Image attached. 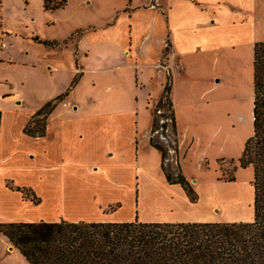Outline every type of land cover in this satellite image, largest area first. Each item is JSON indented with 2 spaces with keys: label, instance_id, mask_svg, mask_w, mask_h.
<instances>
[{
  "label": "rangeland",
  "instance_id": "374dc122",
  "mask_svg": "<svg viewBox=\"0 0 264 264\" xmlns=\"http://www.w3.org/2000/svg\"><path fill=\"white\" fill-rule=\"evenodd\" d=\"M1 1L4 23L15 29L11 35L6 33L5 38L13 44L19 58L44 61L47 48L31 38L27 39L32 32L42 39L61 43V48L48 52L49 60L59 68L55 91L60 92L69 83L76 60L83 61L79 65H83L84 70L77 73V79L83 77L82 83L71 91L68 103L62 102L54 110L49 129L55 133L57 124L65 120L71 126H81L86 131L88 143H93V138L97 137L98 145V157H94L98 159L97 165L88 167L89 159L58 163L54 166L53 185L18 174L23 185L28 183L33 188L30 189L35 190L39 203L26 199L30 203L19 212L8 207L4 213L6 218L18 215L24 221H56L62 218L166 221L184 217L198 221L202 215L210 214L214 219L226 222L253 220V170L239 166L245 143L253 134V53L249 48L220 53V60L215 58L216 53H206L204 57L198 54L190 60V77L193 76L195 81L190 93L194 100L193 114L185 106L190 87L186 82L190 78L185 77L186 72L183 78H179L173 92L181 125L179 130H175L172 108L167 102L172 100L174 69L180 72L184 69L180 62L174 69L170 66L172 51L169 41L162 43L161 48L154 47L139 56L134 52L130 56L122 45L110 40L115 36L127 41L131 34L147 31L151 20L148 9L157 5L154 0L143 5L145 8L136 10L132 9V4L129 5V0H66L63 8L53 11L45 9L43 0ZM140 1L144 0H134ZM107 22L111 23L109 29L98 32L103 34L102 37L98 35V40L93 39L91 28L101 27ZM1 33L4 34L0 29ZM107 33L111 35L105 36ZM84 49L88 54L80 57ZM206 79L214 85L207 97L209 110L202 104ZM167 85L171 86L168 93L165 90ZM108 86L110 89H106ZM22 94H25L24 98L18 101L22 102L24 110L10 114L16 124L24 119L27 114L24 112H29L41 102L34 91L25 89ZM96 96L97 104H92ZM161 100L163 102L159 106ZM74 101L80 102L76 113H85L80 118L69 113L70 104ZM74 108L77 109V105ZM94 109L98 111V132L95 130L97 124L86 115ZM49 117H39L37 127L40 128L41 124L47 126ZM26 126L32 127L33 124L29 121ZM101 126L106 130H100ZM69 130L74 136L76 131L73 128ZM134 134L135 141L139 137V149L143 150L138 163L131 160V137L133 139ZM149 138L166 149L167 170L173 179L180 172L185 175L197 192V202H192L189 197L186 199L187 194L181 185L169 182L167 187L174 191L171 199L178 200L180 196L186 199L185 202L159 203L163 196L144 194V187L165 182L154 169L160 167L162 154L149 143ZM54 158L58 161L60 157L56 154ZM137 165L147 166L151 173L136 172ZM86 168L90 174L85 173ZM232 175L236 180L227 181ZM79 192L82 196L76 197V206L71 207L74 209L59 208L58 200L64 196L73 198ZM0 264H29L17 249H10L8 239L2 233Z\"/></svg>",
  "mask_w": 264,
  "mask_h": 264
},
{
  "label": "crops",
  "instance_id": "0c3cea01",
  "mask_svg": "<svg viewBox=\"0 0 264 264\" xmlns=\"http://www.w3.org/2000/svg\"><path fill=\"white\" fill-rule=\"evenodd\" d=\"M129 1V5L132 4V9L135 10L144 7L143 5H148L153 2V0H144L140 2H134V0ZM154 2L157 4L156 7L148 9L150 11L149 14L151 20L150 27L147 31L139 35H133L130 33L131 35L127 41H125L124 38L122 39L121 37L115 36L110 37V40L122 45L123 50L126 51V54L129 53L130 56L134 52L139 56L154 47L161 48L162 43L169 41L170 49L172 51L170 66L174 69L177 63L180 62L184 69L182 72L175 69L173 71L174 77L171 101L173 103L176 128L178 129L181 125L180 120L177 117V101L173 98V92L177 89L179 78H183L186 72V78L191 76L192 66L191 63H189L190 60L198 54H201L204 57L206 56V53H216L215 58L220 60V53L228 51H244L245 48H249L251 53H253L255 43L264 41V0H154ZM1 4L2 1L0 0V29L4 33H1L0 36L5 38L6 33H10L11 35V32L15 29L4 23ZM129 5L127 8H129ZM34 20L35 18H32V21ZM109 25H111V23L107 22L101 27L95 26L94 28H91V34H93L92 38L98 40V35L102 37L103 34L98 32L101 30L104 32V29H109ZM104 35L110 36L111 33ZM30 38L41 46L47 48L43 62H37V60H34L33 58H30L29 60L19 58L13 44H11L6 38L5 39L9 43V48L0 53V222L25 220L22 216L18 215L12 218H6L4 214L8 207L12 209V211L16 210L19 212V210H22L25 208L24 206H27L30 203L29 200L23 198V194L20 191L15 190L16 187L32 188L28 183L27 185H23L24 182L18 177V174L41 179L44 183L51 182V185H53L54 166L58 165V163H70L82 159H89L91 161L88 162V167H91V164L98 163V159H94V157H98V149H96L98 147L96 143L97 137L93 138V143H88L89 140L86 131H83L81 126L69 125L65 120H62L57 124L58 128L55 132L56 134L49 129L50 118L54 110L60 103H68L69 100L67 97L70 95L71 91L81 85L83 77L77 79V73L83 72L84 66L79 65V63L81 64L83 61L79 62V60H76V68H73V77L69 80L68 84L66 83L67 87L65 86L60 92L55 91V83L59 68L55 62L49 60L50 55H48V52L52 53L58 48H61L59 47L61 46V43L55 47L48 46L43 43V41L48 39H42L38 35L35 36L34 32H32L27 39ZM82 54L87 56L88 53L84 49L81 51L80 57L83 56ZM177 74L179 75L175 76ZM180 75L181 77H179ZM74 79L76 80L75 84L71 85ZM92 82L93 84H96L94 80H92ZM186 82L189 83L190 87L189 93H186L185 106L187 111L192 115L193 111H191V109L194 108V100L190 93L192 87H195L193 76L192 78L190 77L186 79ZM213 86V84H210V79H206L205 88L202 93V99H204L202 100V104H204L207 109V105L210 103L209 98L207 97L209 91L213 89ZM110 87L111 86H108L106 89H110ZM25 89L32 92L34 91L35 96L40 98L41 102L35 108L29 110V112H24L27 113L26 116L16 124V122L13 123L10 114L19 113L24 110L22 102L18 100L24 98L25 94L23 95L22 91ZM67 91L68 94L49 114L50 117L45 129V135L31 136L27 134L24 131V128L32 116L46 102ZM97 101L98 96L93 98L92 104H97ZM220 103H223V101H220ZM74 105H77V109L74 108ZM79 105L80 102L78 101L71 102L68 110L72 117L77 116L80 118L85 114L76 113L79 110ZM252 111L253 110H251V112ZM90 113L91 114H86L87 118L90 117L89 119L97 124L95 130L98 132V111L94 109ZM69 126L76 131L74 136L70 133ZM104 128L106 127L101 126L100 130L105 131L106 129ZM117 129L118 126L112 131L115 133ZM134 129L135 126L133 130ZM135 134L133 135V139L131 137V160L138 163L139 156L142 155L143 150L139 149V137L138 140L135 141ZM148 140L153 146L151 138ZM153 147L157 149L155 146ZM109 150H112V148L110 147ZM188 150H190V148ZM56 154L60 157L58 161L54 158ZM111 155H113V153ZM126 169L128 170V168ZM154 169L162 176L163 180L165 179V182H160L159 184L153 183L149 187H144V194L147 196H163V201L159 203H168L170 201L172 203L174 202V204L176 202L183 203L188 199L187 195L185 200L180 196L177 197L178 200L171 199V195H173L174 191L167 187L169 186L168 184L171 183H168L166 180V176L162 170V161L160 167L156 166ZM139 170L144 172L145 175L151 173V170L145 165H137L136 172ZM105 171L106 170H104V172ZM87 172L88 169L86 168L85 173ZM180 187L182 188V186ZM75 195L76 196L73 198L70 197L66 199L64 196L63 199L58 200L57 205L59 204V208L61 207L62 210L74 209L77 203L76 197L82 196L80 192ZM190 221L194 220L183 217L162 222ZM207 221L216 222L222 220L214 219L210 214L202 215V218L198 219V222ZM9 246L10 249H16L10 242Z\"/></svg>",
  "mask_w": 264,
  "mask_h": 264
},
{
  "label": "trees",
  "instance_id": "16d2710c",
  "mask_svg": "<svg viewBox=\"0 0 264 264\" xmlns=\"http://www.w3.org/2000/svg\"><path fill=\"white\" fill-rule=\"evenodd\" d=\"M66 0H44L46 10H57ZM46 45L59 42L43 41ZM75 79L71 85L75 84ZM172 86V85H171ZM166 86V92L171 90ZM253 134L247 139L240 168L251 167L254 189V218L250 222H162V221H13L0 222V233L26 258L29 264H264V41L253 48ZM68 91L46 102L31 118V136L45 135V117L64 99ZM162 100L160 105H162ZM173 126L176 120L172 101ZM162 153L166 180L179 184L192 202L197 192L180 172L173 179L167 170L166 149L153 143ZM236 169V167H235ZM236 176L227 179L234 182ZM25 199L39 203L28 187H16Z\"/></svg>",
  "mask_w": 264,
  "mask_h": 264
},
{
  "label": "built area",
  "instance_id": "2783aa9c",
  "mask_svg": "<svg viewBox=\"0 0 264 264\" xmlns=\"http://www.w3.org/2000/svg\"><path fill=\"white\" fill-rule=\"evenodd\" d=\"M8 48H9V43H8V41H7L4 37L0 36V53H1L3 50H6V49H8Z\"/></svg>",
  "mask_w": 264,
  "mask_h": 264
},
{
  "label": "water",
  "instance_id": "95a60500",
  "mask_svg": "<svg viewBox=\"0 0 264 264\" xmlns=\"http://www.w3.org/2000/svg\"><path fill=\"white\" fill-rule=\"evenodd\" d=\"M12 248V247H11Z\"/></svg>",
  "mask_w": 264,
  "mask_h": 264
}]
</instances>
